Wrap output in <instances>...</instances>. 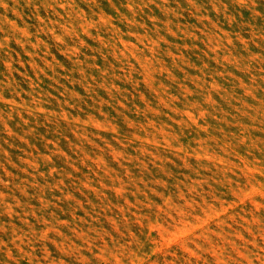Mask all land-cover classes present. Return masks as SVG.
I'll use <instances>...</instances> for the list:
<instances>
[{
	"label": "rangeland",
	"instance_id": "1",
	"mask_svg": "<svg viewBox=\"0 0 264 264\" xmlns=\"http://www.w3.org/2000/svg\"><path fill=\"white\" fill-rule=\"evenodd\" d=\"M0 264H264V0H0Z\"/></svg>",
	"mask_w": 264,
	"mask_h": 264
}]
</instances>
